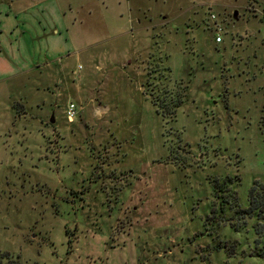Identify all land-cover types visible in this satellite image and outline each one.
<instances>
[{"label": "rangeland", "instance_id": "374dc122", "mask_svg": "<svg viewBox=\"0 0 264 264\" xmlns=\"http://www.w3.org/2000/svg\"><path fill=\"white\" fill-rule=\"evenodd\" d=\"M226 176L264 191V0H0V264H264Z\"/></svg>", "mask_w": 264, "mask_h": 264}, {"label": "trees", "instance_id": "16d2710c", "mask_svg": "<svg viewBox=\"0 0 264 264\" xmlns=\"http://www.w3.org/2000/svg\"><path fill=\"white\" fill-rule=\"evenodd\" d=\"M179 103L180 102H178V101L175 103V105L172 107L173 111H170V113L175 112L174 109ZM157 112L163 116L165 115V111H163V110H160V112H159V110L157 109ZM217 183H218L217 181L214 182V184H213L214 189L220 190L221 187H226V190L228 192L226 195L227 198L225 199V202L230 201L236 206L235 211H236L237 216L239 218L252 217L253 215H256L257 218H259V219L264 218V191H262L261 185H259L260 187L257 184L251 185L249 190H248V194H247V201H248L247 206L246 207H239V199H238L236 192L227 188L228 184L231 183V177L226 176V178L221 183H219L220 185H217ZM222 184H224V185H222ZM219 186H221V187H219ZM232 226L235 229L237 228L236 224H233ZM254 228H255V232L259 236L261 235L264 239V220L255 222ZM255 242L258 244L260 242V240L257 238L255 240ZM262 243H263V248H260L256 254L258 256L263 257V259H264V241ZM226 252L228 255H232L233 249H231V250L226 249Z\"/></svg>", "mask_w": 264, "mask_h": 264}, {"label": "built area", "instance_id": "2783aa9c", "mask_svg": "<svg viewBox=\"0 0 264 264\" xmlns=\"http://www.w3.org/2000/svg\"><path fill=\"white\" fill-rule=\"evenodd\" d=\"M220 38L219 36L216 37V40L218 41ZM75 114L74 104L70 102L68 104V107L66 109V118L68 121L72 120L73 115Z\"/></svg>", "mask_w": 264, "mask_h": 264}, {"label": "water", "instance_id": "95a60500", "mask_svg": "<svg viewBox=\"0 0 264 264\" xmlns=\"http://www.w3.org/2000/svg\"><path fill=\"white\" fill-rule=\"evenodd\" d=\"M50 121H53V118L51 117Z\"/></svg>", "mask_w": 264, "mask_h": 264}, {"label": "crops", "instance_id": "0c3cea01", "mask_svg": "<svg viewBox=\"0 0 264 264\" xmlns=\"http://www.w3.org/2000/svg\"><path fill=\"white\" fill-rule=\"evenodd\" d=\"M76 19V18H75ZM81 21V20H80Z\"/></svg>", "mask_w": 264, "mask_h": 264}]
</instances>
